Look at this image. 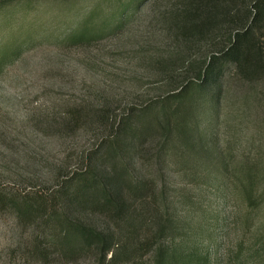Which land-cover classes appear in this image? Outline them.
I'll list each match as a JSON object with an SVG mask.
<instances>
[{"label": "rangeland", "instance_id": "obj_1", "mask_svg": "<svg viewBox=\"0 0 264 264\" xmlns=\"http://www.w3.org/2000/svg\"><path fill=\"white\" fill-rule=\"evenodd\" d=\"M174 2L0 0V264H157L160 249L264 264V72L226 61L202 81L222 45L177 40ZM86 22L100 35L74 39ZM93 174L122 212L84 192ZM68 217L110 235L115 259L72 252Z\"/></svg>", "mask_w": 264, "mask_h": 264}, {"label": "trees", "instance_id": "obj_2", "mask_svg": "<svg viewBox=\"0 0 264 264\" xmlns=\"http://www.w3.org/2000/svg\"><path fill=\"white\" fill-rule=\"evenodd\" d=\"M174 1L169 11L163 13V18L167 20L168 26L173 28L177 40H182L188 49L204 40L211 42L214 39L217 45H222L220 52L213 51L203 60L198 61L200 63L199 77L202 81H219L224 72L222 63L226 61H230L244 76L259 75L264 72V45L260 41V35L257 34V29L264 32V0ZM126 17L127 13H124L123 18ZM128 18L129 16L126 20ZM101 30H103L102 27L86 22L73 34V38L90 39L100 35ZM223 31L228 32L225 35V33L222 34ZM191 62L193 64V61ZM183 90V88H176L174 96L180 95ZM192 129L197 131V125L194 124ZM84 186V192L89 194L94 204L101 202L111 209L122 212L121 208L124 206L118 205L117 201L114 202L106 181L100 176L93 174ZM100 192H104L105 197L99 200ZM252 193V190L247 192L250 202L253 201ZM39 199L24 197L17 203L18 212L24 216L41 212L44 208V199L40 196ZM59 236L66 245H69L68 248H71L72 252L82 248L76 246V241H80L83 247L84 244L97 247L105 255L111 252V259L116 257L114 246L118 243L114 242L110 235L78 219L66 218L59 231ZM184 256L187 259H182ZM169 258L174 261L178 259L177 262L182 259L185 264L194 262L206 264L209 256L198 249H193L188 253L173 251L172 254L166 249H160L157 264L171 263L172 260Z\"/></svg>", "mask_w": 264, "mask_h": 264}]
</instances>
